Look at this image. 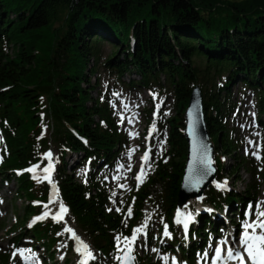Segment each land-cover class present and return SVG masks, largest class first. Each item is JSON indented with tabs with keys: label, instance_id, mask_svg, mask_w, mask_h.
Listing matches in <instances>:
<instances>
[{
	"label": "trees",
	"instance_id": "1",
	"mask_svg": "<svg viewBox=\"0 0 264 264\" xmlns=\"http://www.w3.org/2000/svg\"><path fill=\"white\" fill-rule=\"evenodd\" d=\"M102 43L120 52L104 55ZM99 69L115 84L132 73L138 81L126 87L168 93L175 109L172 117L156 122L165 149L152 164V175L131 188L129 221L123 211L110 210L98 174L116 159L122 138L107 100L91 96L97 83L89 80ZM234 81L252 89L264 114V0H0V178L16 184L15 194L23 200L20 221L24 224L48 202L47 185L27 171L52 147L54 181L67 218L95 253L88 264H114V237L129 235L144 207L170 232L159 250L177 251L193 264L212 224L197 215L200 227L190 231L182 250L183 237L171 222L186 156L182 115L197 86L214 146L216 182L235 178L240 168L249 173L251 160L234 155L238 142L220 123L232 108L227 88ZM69 155L78 156L75 166L87 168L79 181L66 171ZM222 156L233 165L225 167ZM260 156L264 172V131ZM252 191L250 184L238 194L208 186L204 203L215 210L232 207L249 200ZM58 230L47 220L21 232L42 241L52 259ZM6 262L7 255H0V264Z\"/></svg>",
	"mask_w": 264,
	"mask_h": 264
},
{
	"label": "rangeland",
	"instance_id": "2",
	"mask_svg": "<svg viewBox=\"0 0 264 264\" xmlns=\"http://www.w3.org/2000/svg\"><path fill=\"white\" fill-rule=\"evenodd\" d=\"M117 50V46H109L107 43H102L99 48V51L104 55L111 52H117L118 54L120 51ZM133 81H138V77L132 73H126L119 79V83L115 84L113 79L107 77L102 69L92 74L89 80V85H96L95 83H97L96 92L94 90L90 91L92 98L96 97V93H98L99 97H103L107 100L115 127L119 130L122 137L120 150L116 159H114L112 164L107 168H102L98 174L100 175L99 178L106 192L107 205L113 213L123 211L124 221H129L132 217V202H128L131 188L138 189L145 179L152 175V164L165 149L164 136H159L156 133V122L172 117L175 113L168 93L157 94V89H155L150 96V93L143 88L126 87V85ZM160 81L162 82L163 79L161 78ZM227 91L232 108L226 112V115H223L224 117L220 118V123L229 131L231 138L238 142L234 155L236 157L240 156L250 159L252 168H249V173L245 172L243 168H240L235 174V178H233L234 176L227 177L226 181L221 185L214 183L213 186L219 187L227 192H235L238 194L243 192L245 187L250 184L254 187V191L249 192L250 199L242 203V205L234 204L236 206L225 211L228 216L225 223L222 219L224 211H221L222 215H217L224 228L223 232L220 234L221 243L220 246L218 245L219 247H224L225 241L229 243L240 240L244 232V224L246 222H255L258 219L257 214L260 211H264V172L262 170L261 157L257 158L262 149L264 114L258 112L255 93L252 92L250 88L242 86L234 81L232 84H229ZM42 130L47 138L49 133H46L44 127ZM51 148L47 151L48 153L45 157H42V160L43 162L50 161L55 164L57 152ZM49 153H51L50 159L48 158ZM145 153H147L149 157L147 162L144 161ZM77 159V155H70L67 157L66 163L68 166H71L77 162ZM223 160L225 162V167L232 166L234 163L233 159L227 156H224ZM141 169H143L142 178L137 180V177L141 176ZM66 171L72 178L79 181L84 177L87 168L85 165H77L73 166L70 170L66 169ZM27 172L32 178H43L44 176L40 168ZM50 179H54L53 175L50 176ZM1 187L0 255H7L6 264H21L17 260L16 253L12 255L11 248L17 251L24 246L19 243L14 245L13 237L22 235L23 233L21 231L23 227L28 230V227H30L34 221H30V218L26 219L24 224L20 221L23 200L18 198L15 194V182L11 180L4 183V185L1 184ZM202 203L203 199L198 201L191 200L183 207L179 208V211L174 216L173 222L181 234H185L190 226L194 228L196 225L197 222L194 219V213H204L208 211V206ZM60 205L61 202L58 195L55 197L52 196L49 204L46 205L47 207L44 206L39 215V217H42L44 213L47 212L48 216L43 219H37L36 221L42 222L48 219L52 220L53 211L60 208ZM117 209H119V211H117ZM231 210L233 212H231ZM143 211V218L133 227L129 235H122L120 238L114 237L116 258L122 250L127 249L128 245L125 238L130 240L135 229L141 228V232L135 233L136 239L132 243L131 252L134 254L135 260L140 264H143L142 261L145 260L147 263L152 264H174V262L175 264H184L179 261L180 255L178 253L170 251L165 253L158 249V243L155 237L160 233L161 240H164L165 238H169L170 233L164 225L161 230L158 231L161 224L152 217L150 208L144 207ZM189 216L191 219H188ZM70 220L71 219L67 218L66 215L64 224L58 225L57 227L59 229L57 233L59 235V240L54 250L55 260L52 263L51 261L48 263L47 255L45 254L42 258L41 255L43 250L41 246L40 249L36 250H29L27 247L26 255L30 257L34 256L33 260H30V262L28 260L29 264H62L64 261H67V264H80V260L86 263L88 259H93L94 254L92 255L91 251L90 253L92 256H85L79 249H77L79 252L77 253L73 247L68 248V244L71 245L69 242L70 237L66 236L67 234L64 233V227L70 226L69 229H71L72 232L76 230L74 226H71L73 224ZM185 222H187L188 225L187 229L184 227ZM257 230L260 231L259 229ZM166 232L167 235H165ZM28 235L29 234H26V236ZM79 237L83 239L81 236ZM217 238H219V236ZM208 244L211 245L210 239L208 240ZM182 247H184V245ZM209 249V246H205L202 255L207 257ZM58 253H62V261L56 259L59 257ZM203 261L199 264H208L207 259Z\"/></svg>",
	"mask_w": 264,
	"mask_h": 264
},
{
	"label": "water",
	"instance_id": "3",
	"mask_svg": "<svg viewBox=\"0 0 264 264\" xmlns=\"http://www.w3.org/2000/svg\"><path fill=\"white\" fill-rule=\"evenodd\" d=\"M190 125L194 126L195 138L192 135L193 128ZM182 137L186 145V156L177 192L176 204L178 207H181L189 200L199 198L202 195V191L216 177V167L213 161L214 147L206 130L201 94L197 86L192 88L187 108L183 114ZM194 147L197 157L195 164L193 163ZM201 156H206L211 161L207 173L203 175H201L203 165L199 163ZM128 255L131 256L130 260L127 259ZM119 257L124 259H118L116 264H135L132 254H128L126 250L121 252Z\"/></svg>",
	"mask_w": 264,
	"mask_h": 264
},
{
	"label": "snow or ice",
	"instance_id": "4",
	"mask_svg": "<svg viewBox=\"0 0 264 264\" xmlns=\"http://www.w3.org/2000/svg\"><path fill=\"white\" fill-rule=\"evenodd\" d=\"M190 127L193 128L192 135L195 138L194 126L190 125ZM48 158L49 159L51 158V153L48 154ZM148 159H149L148 154L145 153L144 161L147 162ZM196 162H197V157H196V152H195V147H194L193 163L195 164ZM199 163L203 165V168L201 169V175L206 174L208 171V166L211 164V161L208 160L206 156H201L199 158ZM51 170H52L51 164H49V166L44 169V172L46 173V175L43 177V179H47L49 183H51V179H50V175L48 174L51 172ZM29 171H34V169H30ZM142 175H143V169H141V176H138L137 180H140L142 178ZM56 195L57 193L54 191L53 196L55 197ZM66 211L67 209L64 207L63 204H61L59 214H57L56 216H53L52 218L57 221L62 220ZM117 211H119V209H117ZM257 215H258V219L255 222L253 223L246 222L244 224V232L239 241L240 245L244 249V253L247 256L248 261H250V264H264V211H260ZM47 216H48V213L45 212L44 216L38 217L37 219H43ZM188 219H191V217L189 216ZM187 226H188L187 222H185L184 224L185 229H187ZM257 229L260 230V234H257ZM65 231H71V229L66 228ZM141 231H142L141 228H137L135 229V232L132 235L130 240L128 238H125L127 245H128L126 249V252L128 254H130L132 251V243L136 239L135 233H139ZM165 235H167V232L165 233ZM83 247H84L83 254L85 256H91V253L87 251V246H83ZM214 251H215V259L219 261L221 259L222 249L216 248ZM226 256H227V260L229 261L232 259H236L240 262V264H245V257L239 251L234 253L231 248H228L226 252ZM117 259L122 260L124 258L117 257ZM127 259L130 260L131 256L128 255Z\"/></svg>",
	"mask_w": 264,
	"mask_h": 264
},
{
	"label": "bare ground",
	"instance_id": "5",
	"mask_svg": "<svg viewBox=\"0 0 264 264\" xmlns=\"http://www.w3.org/2000/svg\"><path fill=\"white\" fill-rule=\"evenodd\" d=\"M257 234H260V231L257 230ZM237 241H240V240H237ZM237 241L229 242V245H234V243H236ZM232 250H233L234 253L237 252L236 249H232ZM239 250H240L239 252H240L242 255H244V257H245V261L247 262V261H248L247 256H246V254L244 253V249H243V247H242L241 245H240V249H239ZM226 257H227V256H225L223 259H224V260H227Z\"/></svg>",
	"mask_w": 264,
	"mask_h": 264
}]
</instances>
